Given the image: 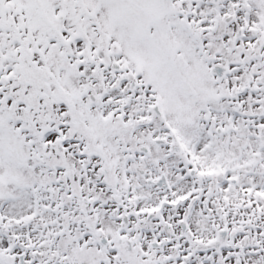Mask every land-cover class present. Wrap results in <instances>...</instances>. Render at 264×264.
<instances>
[{
  "label": "snow or ice",
  "instance_id": "snow-or-ice-1",
  "mask_svg": "<svg viewBox=\"0 0 264 264\" xmlns=\"http://www.w3.org/2000/svg\"><path fill=\"white\" fill-rule=\"evenodd\" d=\"M0 264H264V0H0Z\"/></svg>",
  "mask_w": 264,
  "mask_h": 264
}]
</instances>
